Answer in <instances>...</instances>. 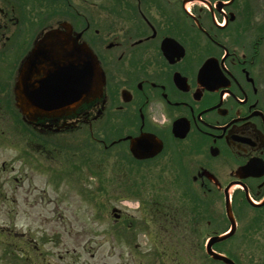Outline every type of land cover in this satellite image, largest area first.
I'll return each instance as SVG.
<instances>
[{
  "label": "flooded vegetation",
  "instance_id": "flooded-vegetation-1",
  "mask_svg": "<svg viewBox=\"0 0 264 264\" xmlns=\"http://www.w3.org/2000/svg\"><path fill=\"white\" fill-rule=\"evenodd\" d=\"M206 1L208 6L186 0H0V100H14L18 68L44 35L65 31L68 45L83 43L98 58L103 95L39 119V132L108 129V142L90 138L128 151L129 140L122 138L152 133L162 145L139 161L151 170L145 178L160 186L164 179L191 180L202 196L214 186L206 169L225 184L245 187L235 188L233 203H245L246 192L261 199L264 34L254 37L245 1L222 0L220 9L213 5L218 0ZM250 160L256 168L240 176L236 169ZM147 185L140 191H148ZM170 204L175 207L174 200ZM173 252L174 262L176 254L187 255Z\"/></svg>",
  "mask_w": 264,
  "mask_h": 264
},
{
  "label": "rangeland",
  "instance_id": "rangeland-1",
  "mask_svg": "<svg viewBox=\"0 0 264 264\" xmlns=\"http://www.w3.org/2000/svg\"><path fill=\"white\" fill-rule=\"evenodd\" d=\"M238 2L255 20L264 14V0ZM261 57L264 61V52ZM8 103L0 100V264H215L204 246L228 225L220 195L199 204L186 181L174 187L164 179L153 187L158 180L144 177L151 170L127 164L123 146L104 149L89 139L107 137L108 129L43 134L45 148L28 143ZM85 152L95 173L76 161ZM72 162L78 163L74 171L68 168ZM70 175L81 178L67 179ZM139 180L149 182L143 197L126 190ZM112 207L125 215L115 221ZM246 208L233 238L217 248L238 264H264V223H256L264 212ZM173 251L187 255L176 254L174 262Z\"/></svg>",
  "mask_w": 264,
  "mask_h": 264
},
{
  "label": "water",
  "instance_id": "water-1",
  "mask_svg": "<svg viewBox=\"0 0 264 264\" xmlns=\"http://www.w3.org/2000/svg\"><path fill=\"white\" fill-rule=\"evenodd\" d=\"M49 37L57 40L38 43L42 45L35 47L30 58L28 57L29 59L27 58L21 65L15 83L16 105L28 122L42 116L70 111L82 103L100 98L103 92L104 74L92 51L83 43L67 45L68 36L64 31L52 33ZM46 42L55 45L54 48L46 46ZM28 60L30 66L26 65ZM209 64L208 60L203 65V69ZM26 67L30 68V74L35 71L40 77L30 83V88L26 82L28 80ZM152 142L151 138L147 139L144 136L135 138L131 143V151L138 158L151 156L154 152L145 154L140 152L149 144L152 146ZM208 176L212 177V175ZM226 213L231 221L230 232L211 237L206 245V251L213 259L221 260L225 264H235L230 258L211 249L212 244L229 237L235 230L228 198Z\"/></svg>",
  "mask_w": 264,
  "mask_h": 264
}]
</instances>
